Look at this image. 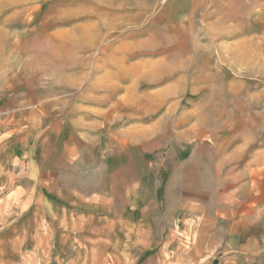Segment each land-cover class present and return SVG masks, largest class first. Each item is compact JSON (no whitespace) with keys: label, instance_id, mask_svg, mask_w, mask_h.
<instances>
[{"label":"crops","instance_id":"1","mask_svg":"<svg viewBox=\"0 0 264 264\" xmlns=\"http://www.w3.org/2000/svg\"><path fill=\"white\" fill-rule=\"evenodd\" d=\"M140 1L168 29L215 0ZM213 73L142 90L147 72H129L122 90L103 92L113 101L89 119L57 117L31 152L27 135L0 142V209L20 194L21 216L0 235V259L28 264L35 247L12 244L37 238L72 244L63 264H264V143L236 141L217 110L187 101L213 94ZM14 164L26 170L17 180L6 177Z\"/></svg>","mask_w":264,"mask_h":264},{"label":"rangeland","instance_id":"2","mask_svg":"<svg viewBox=\"0 0 264 264\" xmlns=\"http://www.w3.org/2000/svg\"><path fill=\"white\" fill-rule=\"evenodd\" d=\"M102 1L0 0L1 143L27 135L31 152L39 130L57 117L89 119L98 112L91 107L113 101L129 72L139 79L147 72L138 85L152 90L181 76L195 83L206 70L215 72L207 76L213 94H187L189 104L217 110L236 141L250 140L254 150L264 143V0H215L208 14L198 12L168 29L150 4ZM108 90L109 99L103 93ZM33 158L35 165V153ZM23 168L14 164L6 177L17 180ZM25 188L35 200L34 180ZM6 203L13 204L11 210ZM19 203L20 194L13 193L2 204L0 235L21 218ZM25 215L36 219V211ZM12 245L31 254L35 247L37 259L30 257L28 264H63L72 244L36 238L25 247ZM43 249L50 251L46 257Z\"/></svg>","mask_w":264,"mask_h":264}]
</instances>
